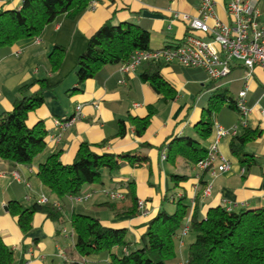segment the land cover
<instances>
[{
  "label": "crops",
  "instance_id": "0c3cea01",
  "mask_svg": "<svg viewBox=\"0 0 264 264\" xmlns=\"http://www.w3.org/2000/svg\"><path fill=\"white\" fill-rule=\"evenodd\" d=\"M211 1L216 17L225 21V5L230 0ZM199 2L200 0H97L77 20L62 18L52 29L46 30L38 41L23 39L7 51H0V115L10 111L14 102L20 98V87L36 79L60 81L53 92L42 94L44 104L30 113L27 119L29 127L40 125L46 132L43 153L29 166L11 165L0 160V236L5 246L13 251L14 264H47L53 258L62 261L73 250L74 235L69 222L70 214L67 222L59 225L51 222L45 215L36 213L31 222V232L24 235L17 226V219L8 211H3L2 207L7 208L9 199L13 197H21L20 203L26 208L40 203L42 198L54 200L36 176L38 167L51 154H59V160L64 165L71 164L81 143L100 145L98 153L144 154L148 159L147 163L140 166L125 163L112 173L104 171L100 183L83 186L81 193L91 194V198L85 203L71 205L68 198L64 200L68 211L80 206L95 212L105 227L125 230L126 237L129 235L126 240L131 248L138 247L148 220L165 209L167 202L175 207L172 201L183 196L189 202L190 213L196 206L199 218H204L209 209L216 207L240 211L264 206V119L260 116L257 104L264 89V69L255 67L252 79L246 84L245 99L249 113L245 118V128L255 131L258 136L245 145L244 152L252 155L256 164L242 165L230 153L229 145L233 137H222L218 139V154L230 165V170L215 176L199 172L195 165L180 157L173 163L161 158L163 154L167 155L166 145L172 137L198 138L194 126L206 115L209 98V91L205 88L209 80L202 71L184 69L175 63L163 65L161 75L177 92L174 100L170 101L160 100L141 79L140 75L146 64L127 74L120 73L117 67H105L95 78L80 85L79 90L73 91L77 87L76 77H71L75 61L85 49L87 40L105 22L110 21L113 25L141 24L148 30L150 42L164 47L181 41L185 36L188 23L175 19V15L197 18ZM21 3L22 0H0V9H18ZM259 5L264 11V5L260 2ZM54 46L65 49L62 66L56 73L50 71L48 61ZM232 66L233 69L221 88L234 91L240 87L239 93L245 88V71L241 63L234 62ZM120 81L123 83H119ZM202 94H207L204 106L202 100L198 101ZM77 107H80L79 118L64 131H59L54 121L70 118ZM149 108L153 110L150 123L145 132L137 137L131 120L145 118ZM211 118L212 134L201 142L206 150L217 139V127L228 130L239 123L241 116L237 110L223 104L220 110L212 113ZM118 121L125 124L123 136L118 135ZM241 131L242 129L239 130ZM58 134L60 140L56 142L54 137ZM15 173L18 178L14 177ZM171 175L186 176L188 181L173 188ZM126 183H132L137 200L145 202L149 213L147 217L137 214L134 217H115L101 206L108 201L101 190L118 189ZM207 188L209 191L205 193ZM95 194L100 197L93 196ZM185 226L189 227V218L185 221ZM62 229L66 230L65 234L61 233ZM181 230L175 237V251L179 263H185L187 249L194 240V234L189 231L182 235ZM115 252L120 253L119 249H115ZM76 259L78 260L77 257ZM79 260L82 264L106 263L95 257Z\"/></svg>",
  "mask_w": 264,
  "mask_h": 264
},
{
  "label": "trees",
  "instance_id": "16d2710c",
  "mask_svg": "<svg viewBox=\"0 0 264 264\" xmlns=\"http://www.w3.org/2000/svg\"><path fill=\"white\" fill-rule=\"evenodd\" d=\"M96 1L22 0L18 9H0V51H7L23 39L40 38L62 18L77 20ZM259 2L264 5V0ZM149 43V32L141 24L113 25L110 21L105 22L87 40L85 49L75 61L72 72L76 77L77 87L73 91L79 90L80 85L95 78L105 67L119 68L129 61L134 52L150 50ZM64 53V48L54 46L48 58L52 73L60 70ZM162 68L163 65L158 63L146 64L140 75L141 79L160 100H174L177 92L161 75ZM232 69L231 65L230 70ZM228 76L220 81H209L205 86L209 91L208 107L206 116L194 126L198 138L172 137L166 145L167 161L173 163L180 157L196 166L206 157L207 150L201 142L206 141L212 134V113L220 110L223 104L237 110L236 101L240 87L234 91L221 88ZM59 83V80L36 79L19 88L20 98L14 102L10 111L0 115L1 161L11 165L29 166L43 153L46 132L40 125L29 127L27 119L30 113L44 104L42 94L53 92ZM152 114L153 110L149 108L145 118L131 120L137 137L147 129ZM117 128L118 135L123 136L125 124L118 121ZM257 136L255 131L247 128L233 136L229 145L230 153L242 165L256 164L254 157L244 152V147ZM98 150H101L100 145L89 146L81 143L69 165H64L59 160V154L46 157L39 165L36 176L54 200L46 199L43 204L34 203L27 208L20 203L21 197H13L7 203L8 213L17 219V226L24 235L31 232V222L36 213L45 215L51 222L59 225L66 223L70 214L74 248L66 255V259L59 261L53 258L47 264H82L79 259L89 257L106 261L104 264H178L174 241L187 218L189 231L194 234V240L187 249V264H264V206L240 211H226L222 207H216L209 209L204 218H199L196 206L190 213L189 202L183 196L172 201L175 203L173 213L168 214L161 210L148 220L145 224L146 231L135 248H131L127 242L125 230L105 227L95 212L80 206L68 211L64 200L81 194L85 185L100 183L104 171L112 173L125 163L140 166L148 161L144 154L114 155L98 153ZM170 180L173 188H178L188 178L171 175ZM119 189L124 193V200H108L101 206L115 217H134L137 214L138 200L133 184H123ZM115 249H119L120 253H116ZM0 264H14L13 251L5 246L1 236Z\"/></svg>",
  "mask_w": 264,
  "mask_h": 264
},
{
  "label": "built area",
  "instance_id": "2783aa9c",
  "mask_svg": "<svg viewBox=\"0 0 264 264\" xmlns=\"http://www.w3.org/2000/svg\"><path fill=\"white\" fill-rule=\"evenodd\" d=\"M225 16V21L219 20L215 15L213 2L200 0L197 18L189 19L186 15H175V19H182L188 23L185 36L181 41L156 50L134 52L129 61L118 68L120 73L127 74L143 64L169 65L175 63L184 69L200 70L209 81L216 82L230 74V66L234 62L242 64L245 71L243 76L245 88L238 93L236 101L241 119L238 124L228 130L217 127V139L208 148L206 157L196 164L199 172H208L211 176L230 170V165L218 154V139L226 136L233 137L240 129L246 127L245 118L249 113L245 99L246 84L252 79L255 67L264 69V11L259 1L230 0L225 5ZM260 103H264V89L257 102L260 116L264 119V105ZM79 111L80 107H77L75 114L70 118L65 121H54L57 129L62 132L70 127L79 118ZM54 138L58 142L60 134ZM161 158L165 160L166 156L163 154ZM217 162H219L218 165ZM14 177L18 178L16 173ZM208 191L209 188L205 190V193ZM101 194L109 201L124 200V193L119 188L103 189ZM67 198L71 205H80L88 201L91 194L81 193ZM45 202L46 198L40 200L42 204ZM136 208L138 216H148L144 201L138 200ZM226 211H231V209L228 208ZM188 232V226L181 230L182 235ZM61 233L65 234L66 230L62 229Z\"/></svg>",
  "mask_w": 264,
  "mask_h": 264
},
{
  "label": "rangeland",
  "instance_id": "374dc122",
  "mask_svg": "<svg viewBox=\"0 0 264 264\" xmlns=\"http://www.w3.org/2000/svg\"><path fill=\"white\" fill-rule=\"evenodd\" d=\"M162 46L163 45H161V44H156V43H154L153 41H151L150 42V48H152V49H160V48H162ZM72 76H75L74 75V73L71 75V77ZM206 97H207V94H202V95H200L199 97H198V101L199 100H202L203 101V106L205 105V101H206ZM197 101V102H198ZM206 116V115H205ZM194 138H195V136H194V134L192 135ZM183 173H185V170L183 171ZM182 173V174H183ZM180 174V173H179ZM106 186H108V184L106 183L105 184ZM93 196H96V197H100V195L99 194H95V195H93ZM164 211H166V213H168V214H171V213H173L174 212V210H175V207L173 206V205H171V204H169V202H167L166 204H165V209H163ZM190 236H191V234H190ZM129 237V235L127 234V237H126V239Z\"/></svg>",
  "mask_w": 264,
  "mask_h": 264
},
{
  "label": "water",
  "instance_id": "95a60500",
  "mask_svg": "<svg viewBox=\"0 0 264 264\" xmlns=\"http://www.w3.org/2000/svg\"><path fill=\"white\" fill-rule=\"evenodd\" d=\"M2 210H3V211H7V208H6V207H2Z\"/></svg>",
  "mask_w": 264,
  "mask_h": 264
}]
</instances>
